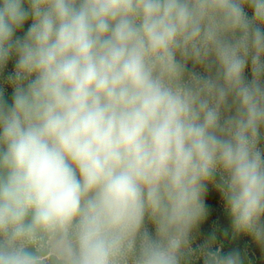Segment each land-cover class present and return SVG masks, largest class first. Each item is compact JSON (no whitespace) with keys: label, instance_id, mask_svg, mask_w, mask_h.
<instances>
[{"label":"clouds","instance_id":"9594fccd","mask_svg":"<svg viewBox=\"0 0 264 264\" xmlns=\"http://www.w3.org/2000/svg\"><path fill=\"white\" fill-rule=\"evenodd\" d=\"M0 264H264V0H0Z\"/></svg>","mask_w":264,"mask_h":264}]
</instances>
